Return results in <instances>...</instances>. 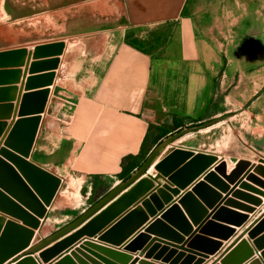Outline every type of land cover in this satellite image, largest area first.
I'll use <instances>...</instances> for the list:
<instances>
[{"label": "crops", "instance_id": "obj_1", "mask_svg": "<svg viewBox=\"0 0 264 264\" xmlns=\"http://www.w3.org/2000/svg\"><path fill=\"white\" fill-rule=\"evenodd\" d=\"M38 14L32 29L112 32L92 46L99 54L93 70L76 68L67 42L58 37L17 46L30 52L36 45L64 41L56 70L37 67L25 78L26 65L0 68V158L1 151L12 152L6 141L23 148L33 129V120L18 122L34 116L21 114L35 111L39 99H28L23 110V96L49 88L27 160L61 179L46 216L33 229L30 245L0 264H15L59 230L56 224L64 209L86 206L75 191L84 185L93 190L97 179L112 181L98 197L102 198L124 182L128 171L130 177L136 173L138 164L163 139L190 127L200 128L167 146L142 177L156 176L155 165L176 147L218 157L200 177L187 187L173 185L178 192L167 191L168 196L157 193L159 184L167 183L159 178L94 237L79 236L49 262L39 257L81 225L29 256L39 264H57L65 257L63 264H221V258L246 239L255 254L243 249L232 263L250 264L258 258L264 264L249 236L264 217V196L253 192L264 193V175L252 169L264 166V0H51ZM241 160L252 165L234 178L216 171L224 161L225 175L230 176ZM0 172L7 170L1 165ZM208 172L213 177L205 181ZM152 194H157L155 200ZM250 197L261 203L254 204ZM137 205L142 210L133 212ZM0 206L5 209L0 210V239L5 234L1 250L11 253L26 236L16 228L7 229L10 220L25 225L9 214L12 209L24 211L29 221L38 218L1 188ZM14 213L22 215L15 209ZM110 228L113 240L99 241ZM262 236L264 223L257 238ZM88 242L95 244L85 245Z\"/></svg>", "mask_w": 264, "mask_h": 264}, {"label": "water", "instance_id": "obj_2", "mask_svg": "<svg viewBox=\"0 0 264 264\" xmlns=\"http://www.w3.org/2000/svg\"><path fill=\"white\" fill-rule=\"evenodd\" d=\"M65 47L66 43L64 41H57L53 43L38 45L35 47L34 51L30 52L26 48L0 51V68H13L26 65V71L24 74L25 78L27 77V73L29 71L32 73L34 72L33 70L37 69V67L43 68V70H56L60 65V56L64 53ZM32 58L42 61H40L39 63H31ZM48 76L50 77L49 83L51 84L53 82L52 78L54 79L55 77V71H53L52 74ZM49 94L50 89L48 88L45 90L32 91L23 96V110H25L23 107L28 99H39V102L36 103V107L34 109L35 111L21 114L23 116L34 114V116L29 117L31 119L25 118L18 122L19 124H21L27 120H33V129L29 134V139L27 140V144H25V147L19 148L15 141L14 143H11V141L8 140L6 141V145L12 152L7 150L1 151V156L6 161L0 158V167L1 165L4 166L7 172L4 173V175L0 172V188L13 199H15L19 204L24 206L27 210L35 214L38 219H32L30 217L32 221H29L24 211L18 209L17 207L14 208L22 214L17 215L18 213H14V209H12V213L9 214H12V216L23 220L25 225H20L19 223L10 220L7 223V229L16 228L22 233H25L26 236L21 245L14 251H12L11 253L2 254V241L5 237V234H3L2 238L0 239V261H2L6 257H9L12 253L14 254L18 251H21L30 245L34 235L33 229H36L40 226V218H44L46 216L47 207L52 203L61 185V179L59 177L27 160L34 145L41 122V113L45 111ZM198 128L200 127L184 128L163 139L159 144H157V146L154 148V150L148 156L142 166L129 179L110 190L96 203L88 207L75 220L60 228L49 237L41 240L32 249H30L21 257L17 258L15 260V264H39L36 258L33 256H29V254L36 253L40 249L48 246L55 240H58L59 238L80 227L81 225L82 227L79 228L78 231H76L73 235L62 239L53 247H49L41 251L39 257L44 262H49L54 256L58 255L63 248L67 247L69 243L74 241L79 236L87 235L90 237H94L96 234H98V232L105 228L109 221H111L121 211L128 207L138 196H140L150 187H154V182H156L159 178H165L167 182L163 185L159 184V186L156 188L157 193L162 196H168L167 191H173L174 193H177V190L172 189L173 185H179L182 187H187L188 185H190L194 180H196L204 172H206L216 161H218L217 156L205 152H195L194 150L188 148L176 147L155 165V169L158 171V174L156 176H142L148 172L151 166L155 163L158 155L167 146H170L173 142H175L183 135L195 131ZM251 165L252 164L249 161L241 160L237 164L236 169L232 172V174L230 176H227L225 175L226 163L224 161H221L217 165L216 171L222 173L226 179H231L236 177L238 173H240L244 168L251 167ZM252 169H255V172H260L264 175L263 165H254L252 166ZM212 177L213 173L208 172L205 175L204 180L208 181V179H211ZM249 178L256 180L253 176H250ZM132 184L134 185L128 191L120 195L114 202H112L105 209L99 212V210H101L118 194H120L123 190H125ZM261 185L264 187L263 182ZM200 186H204V184L202 183L200 184ZM253 192L264 196V193L257 189L253 190ZM156 198L157 194L151 195L152 200H155ZM250 200L256 205H259L261 203L260 199L254 197H250ZM171 201L172 200L169 199L167 201V204H169ZM142 203L144 206L150 207V203L148 200H143ZM164 207L165 206L161 207V209H163ZM2 208L3 207L0 206V210L4 211L5 209ZM172 209L176 210L177 206H174ZM241 209L247 212H253L255 210L251 207H242ZM141 210V206L137 205L133 212H138ZM244 222L245 221L239 223V226H241ZM262 223H264V217L256 226H254L250 230L249 236L251 239H253L254 245L258 248L259 251H261V254L264 258V236L257 238V234ZM113 230L114 228H110L101 236H98L99 241L110 242L111 240H113ZM87 244L94 245L95 243L92 244L91 242H88L85 245ZM243 249H246L251 256L255 254L254 249L250 246L249 242L246 239H242L232 250H230L221 258V264H235L237 261L235 263H232V259L236 257L237 253ZM67 259L68 257H65L57 264H63ZM250 264H262V262L257 258L252 260Z\"/></svg>", "mask_w": 264, "mask_h": 264}, {"label": "rangeland", "instance_id": "obj_3", "mask_svg": "<svg viewBox=\"0 0 264 264\" xmlns=\"http://www.w3.org/2000/svg\"><path fill=\"white\" fill-rule=\"evenodd\" d=\"M6 1L7 7L5 6ZM49 2H51V0H0V50L5 48H8L7 50L18 49L17 46L23 44H30V46H32L43 38H63L68 44L69 54L71 59L75 62V67L84 68V71L86 68L88 70H93L96 65V56L99 54H96L92 46H95L96 40L101 42L103 38L112 31L32 29V20L38 18L40 15L38 11L46 9V5ZM6 8L8 13L4 12ZM16 10L22 13L16 14L14 12ZM120 25H122V20ZM89 53L92 54L89 55ZM112 184V181L104 180L93 190H90L84 185L81 189L75 191L78 201L80 203L86 202V206H80L78 208L67 207L63 210V214L56 226L62 228L75 220L82 214L83 208L87 207L89 204H93L99 195L109 190Z\"/></svg>", "mask_w": 264, "mask_h": 264}, {"label": "trees", "instance_id": "obj_4", "mask_svg": "<svg viewBox=\"0 0 264 264\" xmlns=\"http://www.w3.org/2000/svg\"><path fill=\"white\" fill-rule=\"evenodd\" d=\"M147 158H144L143 159V161L142 162H140L139 164H138V166L139 167H141L142 166V164L145 162V160H146ZM130 178V171H128L127 172V174H124V179H123V181H126L127 179H129ZM101 181L100 180H96V181H94V188H96L98 185H99V183H100ZM101 199V198H100ZM99 199L97 198L94 202H93V204L94 203H96L97 201H98Z\"/></svg>", "mask_w": 264, "mask_h": 264}]
</instances>
